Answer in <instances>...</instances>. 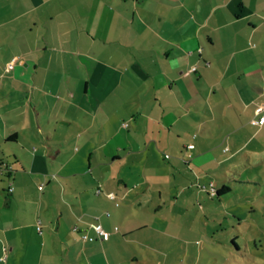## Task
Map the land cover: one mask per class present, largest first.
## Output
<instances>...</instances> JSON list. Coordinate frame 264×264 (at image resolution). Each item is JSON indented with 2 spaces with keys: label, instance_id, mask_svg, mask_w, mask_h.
<instances>
[{
  "label": "crops",
  "instance_id": "0c3cea01",
  "mask_svg": "<svg viewBox=\"0 0 264 264\" xmlns=\"http://www.w3.org/2000/svg\"><path fill=\"white\" fill-rule=\"evenodd\" d=\"M257 105L264 0H0V264H177L135 208L177 161L263 168Z\"/></svg>",
  "mask_w": 264,
  "mask_h": 264
},
{
  "label": "rangeland",
  "instance_id": "374dc122",
  "mask_svg": "<svg viewBox=\"0 0 264 264\" xmlns=\"http://www.w3.org/2000/svg\"><path fill=\"white\" fill-rule=\"evenodd\" d=\"M225 164L207 163L196 172L193 165L177 161L169 176L166 172L156 175L162 180L158 189L165 202L159 201L156 194L148 201L140 199L142 206L135 208L138 212L133 218L146 224L133 237L150 247L148 252L154 254V260L159 250L175 244L177 264H264V167H236L235 171L225 172ZM206 168L207 174L227 175L224 186L229 191L220 201L202 189L205 185L201 181L196 182V173L209 182L204 179L208 178ZM151 172L149 177L155 178ZM167 179L171 184L175 179L177 186H170ZM169 188V194L164 192ZM158 205L161 207L156 210Z\"/></svg>",
  "mask_w": 264,
  "mask_h": 264
},
{
  "label": "built area",
  "instance_id": "2783aa9c",
  "mask_svg": "<svg viewBox=\"0 0 264 264\" xmlns=\"http://www.w3.org/2000/svg\"><path fill=\"white\" fill-rule=\"evenodd\" d=\"M12 65H13V61L7 64V68H11ZM254 115L255 116L250 119V123L252 125H261V124H263L264 123V106L263 105H257L255 107V109H254ZM187 148L191 149L192 145H188ZM41 188H42L41 185L38 186V189H41ZM206 188L207 187L202 186V189H205L208 192V194L212 195L214 193V188L211 185L208 187L209 190L206 189ZM11 190H12V186H9L8 191H11ZM106 196L108 198H110V199H113L114 198V193L108 192L106 194ZM37 229L39 230V225L37 226ZM75 229H76V227H73V230H75ZM92 229H93V231L95 232V234L97 235L98 238H100V239L106 238L107 233L103 230V228L101 227L100 224L97 223V224L92 225ZM82 239L91 241V240H93V237L88 236L87 234H83L82 235ZM4 259H5V254L2 255V257H1L2 261H4Z\"/></svg>",
  "mask_w": 264,
  "mask_h": 264
},
{
  "label": "trees",
  "instance_id": "16d2710c",
  "mask_svg": "<svg viewBox=\"0 0 264 264\" xmlns=\"http://www.w3.org/2000/svg\"><path fill=\"white\" fill-rule=\"evenodd\" d=\"M227 187L223 186L221 189L219 190H214V193L212 194V196H216L218 194H221L223 191H226Z\"/></svg>",
  "mask_w": 264,
  "mask_h": 264
}]
</instances>
